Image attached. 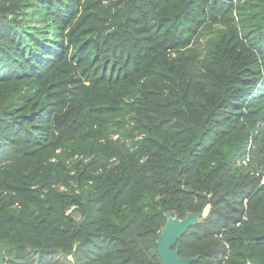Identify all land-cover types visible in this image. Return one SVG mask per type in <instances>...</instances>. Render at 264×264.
<instances>
[{"label": "trees", "instance_id": "16d2710c", "mask_svg": "<svg viewBox=\"0 0 264 264\" xmlns=\"http://www.w3.org/2000/svg\"><path fill=\"white\" fill-rule=\"evenodd\" d=\"M0 0L6 264H264V0Z\"/></svg>", "mask_w": 264, "mask_h": 264}, {"label": "water", "instance_id": "95a60500", "mask_svg": "<svg viewBox=\"0 0 264 264\" xmlns=\"http://www.w3.org/2000/svg\"><path fill=\"white\" fill-rule=\"evenodd\" d=\"M192 1L188 0L186 2L185 11L188 10ZM203 214L204 212L190 211L185 217L181 218L173 212H168L166 223L158 236V252L163 264H191L198 259L197 256H181L175 246L178 240L200 221ZM6 259L5 252L0 246V264H6Z\"/></svg>", "mask_w": 264, "mask_h": 264}, {"label": "built area", "instance_id": "2783aa9c", "mask_svg": "<svg viewBox=\"0 0 264 264\" xmlns=\"http://www.w3.org/2000/svg\"><path fill=\"white\" fill-rule=\"evenodd\" d=\"M251 264H254V263H251Z\"/></svg>", "mask_w": 264, "mask_h": 264}]
</instances>
